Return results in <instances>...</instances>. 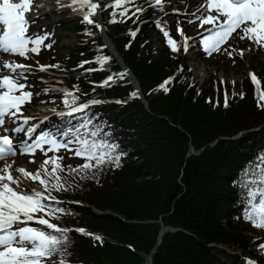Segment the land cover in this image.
Listing matches in <instances>:
<instances>
[{"label": "trees", "instance_id": "1", "mask_svg": "<svg viewBox=\"0 0 264 264\" xmlns=\"http://www.w3.org/2000/svg\"><path fill=\"white\" fill-rule=\"evenodd\" d=\"M111 1L98 0L104 8L105 33L137 80L148 110L136 98L124 104L109 102L126 101L133 92L125 77L116 78L111 87L95 89L88 85L89 80L99 82L97 78H90L93 73L71 75L55 82L58 87L69 90L74 85L79 86L80 102L93 98L106 101L94 106L92 114H99L97 122H107L105 130L111 131L114 141L125 153L119 167L105 166L96 179L69 176L71 188L64 193H54L61 200L81 202L97 211L117 215H96L90 207L64 204L68 214L55 222L73 229L69 233L70 255L66 259L77 264H144L159 229L158 225L148 222L159 218L165 226L178 227L189 235L180 229L177 234H165L152 256V264H222L211 252L226 257L224 250L208 247L211 244L234 247L244 256L261 258V251L256 250L261 242L245 236L246 225L252 224L243 218L239 181L242 170L264 151V108L258 106L264 102L258 100V92L247 76L241 82L228 79L223 84L210 79L197 90L179 51L172 53L168 47L158 52L152 49V32L164 38L163 25L162 29L157 28L156 23L149 21L139 27L135 38L129 35L152 14H166L167 5L164 4L163 10L146 8L136 16H132L133 11L128 12L132 17L128 19L119 16L121 9H115L117 15L112 16L111 9L106 8ZM112 20L115 22H110ZM77 22L75 30L80 42L74 53L68 48L66 57L57 62L71 74L69 69L80 70V60L94 59L93 53L110 57L95 25ZM86 29L95 36H85ZM61 31L66 32L67 28L64 26ZM228 52L206 62L215 69L213 78L221 71L244 70L240 57L235 53L229 57ZM258 56L251 54L253 60ZM108 62L109 68L99 71L98 77L121 72L111 57ZM180 64L183 69L175 73ZM262 65L249 64L251 68L261 66L256 75L264 92ZM169 77L173 80L166 86L169 90L165 93L159 85ZM225 94L228 107L224 106ZM53 100L56 103H52ZM62 100L61 93H49V98L46 95V101L54 108L62 109ZM240 133L238 139L231 140ZM190 146L198 152L197 156L187 157ZM73 159L76 160L68 167L84 163L79 157ZM77 228L98 234L102 241L74 231ZM180 242L184 249L182 254L172 250Z\"/></svg>", "mask_w": 264, "mask_h": 264}, {"label": "snow or ice", "instance_id": "2", "mask_svg": "<svg viewBox=\"0 0 264 264\" xmlns=\"http://www.w3.org/2000/svg\"><path fill=\"white\" fill-rule=\"evenodd\" d=\"M144 3L163 10V0H154V4L152 0H144ZM129 5L135 8L132 16L145 11L142 5L135 4V0H114L107 7L121 9L119 16L131 19L128 16ZM203 7L206 15H202L200 27H210L205 28L207 35L202 34L199 46L206 55H211L213 51L219 52L220 46L233 34L241 41L247 40L264 48V0H206ZM64 8L71 9L73 15L81 16L84 24L95 25L102 30L103 25L95 19L104 10L98 0H57L56 10ZM30 10L31 0H20L18 3L13 0H0V264H69L66 257L70 255L69 233L73 229L60 227L53 222L60 221L62 215L68 214L63 206L65 201L58 199L54 193H64L71 188L67 178L69 176H78L80 180L96 179L105 166L119 167L121 156L125 153L114 141L111 131L105 130L108 127L107 122H97L99 114H92L94 106L102 105L106 101L93 98L80 102L82 97L77 95L80 92L77 85L72 90L66 87H46L35 93L37 96L62 94L64 110H51L61 121L54 129L37 134L39 123L30 124L36 117L24 115V105L29 104L34 95L26 90L31 87L27 73L32 68L16 62L12 57L30 59L28 54H39L42 45L51 47L50 44L44 45L51 33L29 34V27L36 23L35 19H26V13ZM116 15V11H113L112 16ZM42 18L37 12V19ZM156 26L162 29V22L157 20ZM137 31L138 29L130 31L129 35L135 38ZM177 32L182 30L178 27ZM83 34L95 35L89 29ZM163 36L169 50L177 53L179 49L169 32L163 31ZM187 39L185 38V53L188 51ZM125 47H130V44ZM232 55L233 52L229 51L228 56ZM109 59L106 55L97 56L95 61H82L80 67L96 62L101 66L100 70H103ZM50 68L63 71L59 64L41 65L39 71L48 72ZM94 70L89 68L86 71ZM125 75V72L109 75L99 85H95L94 89L111 87L116 78L123 79ZM172 80L169 77L159 88L167 93L169 89L166 85ZM251 80L255 84L256 75L252 74ZM257 92L258 100L264 102V92L259 89ZM130 95L136 98L138 92L133 91ZM114 102L126 103L122 100ZM208 102L211 103V100ZM52 103L56 101L53 100ZM224 106L228 107L227 94ZM258 106L264 108V103ZM47 119L49 117L45 115L40 122ZM37 149L47 158L35 172L17 166L18 157L33 154ZM61 149L84 161L75 168L69 166L67 176L66 169L61 164L64 157L56 155ZM49 152L53 155L48 156ZM240 175L243 218L251 222L253 227L264 230V151ZM74 230L102 241L101 236L84 228ZM258 248L264 253V243H260ZM56 257H59L58 261L54 259ZM248 264L255 262L248 261Z\"/></svg>", "mask_w": 264, "mask_h": 264}, {"label": "rangeland", "instance_id": "3", "mask_svg": "<svg viewBox=\"0 0 264 264\" xmlns=\"http://www.w3.org/2000/svg\"><path fill=\"white\" fill-rule=\"evenodd\" d=\"M175 1V0H174ZM180 1V4L181 6L180 7H176L175 9L179 10L180 12L182 13H185L186 9L188 11H191L193 12V15H195L197 18H200L201 15H206V12H205V9L202 7V1L203 0H179ZM57 4V0H42V2H40L38 4V7H41L44 5V13H47L49 12L50 14H48L44 19L40 20L37 25L39 24H43V25H46V24H49V23H52L54 21V23L58 20H61V19H65V22H66V28H67V31L66 32H58V44L56 45V49H57V54H54L53 53V48L54 47H51L50 50H48L47 52H45V55L46 57L47 56H63L64 54H66L68 51L65 50L66 47H69V49H71V52L74 53V51L76 50V47L78 45V43L80 42V38H79V34H78V30H75V24L78 23L77 21H75L74 19L76 18L75 16H78V15H73L71 11H66V10H63V12L60 14V13H52L54 12L53 10L55 9V5ZM198 12V13H197ZM39 14H43L42 12V9H41V13ZM100 17V15H99ZM33 20V19H31ZM154 20V19H153ZM141 24V23H140ZM36 25V26H37ZM34 26V30L37 31V29L39 27H36ZM180 28H182L183 26L180 24L179 26ZM138 33V32H137ZM195 33H193V31H190L189 32H185L183 34V37H189L191 35H193ZM95 36V35H94ZM94 36H90V37H94ZM101 42V40H100ZM249 44L251 45H254L252 44L251 42L248 41ZM150 44H151V47L152 49L156 50L158 52V50H160L161 48L164 49L162 47V44H161V41H160V38L158 37V35H156V32L153 31L152 32V35L150 37ZM110 51H111V48L109 47ZM247 53H248V50H246ZM53 56V57H54ZM247 56V55H246ZM187 60V68L189 70V72L191 73L192 76H194L195 78V82L198 84V85H202L204 86L208 80L210 79H217V77L219 76V79L221 80H236V82H241L242 79L244 78V76H246L245 74V71L248 72V70L250 69H246V70H240V69H236V70H229V71H221L219 72L218 74L215 75V78L212 77L215 69L212 68V67H206L204 64H202V62L198 61L196 59V56L193 57V55L191 54L190 52V55H188V58H185ZM249 59V58H248ZM246 59V60H248ZM30 61V60H29ZM258 62H261L260 64H263L262 66L264 67V58H259L257 60ZM31 66H32V73H36V66L38 63L34 62V60H31ZM121 61L119 60V65H122L120 64ZM108 64V63H107ZM107 64L104 65L107 67ZM42 65H46V64H42ZM120 67V66H119ZM254 71H258V70H261V66H256L255 68H252ZM198 70H201L205 73V76L200 79L197 77V73L196 71ZM252 70V71H253ZM225 72V73H224ZM48 73H51L50 75V79H52L53 77L56 78H63V76L57 72V70H54V69H49ZM42 77V76H41ZM212 77V78H211ZM43 79V78H42ZM48 79V78H46ZM28 83L31 85L32 87V84H33V79H30L28 81ZM30 87V88H31ZM144 99V98H143ZM145 100V99H144ZM143 100V101H144ZM144 104H146V108L148 109V104L147 102L144 101ZM39 110H43L41 107H36L35 108H30L28 110V113H38ZM190 148H192V151L187 153V155H189L190 153H192L190 156H197L198 155V152L193 149L192 146H190ZM31 161V162H30ZM20 166H24V168H26V170L28 171H32V172H35L39 166H40V162L39 161H34V160H31L29 158H26L24 161H19L18 163ZM181 177V176H180ZM179 177V179H180ZM110 215H113V216H116V214H110ZM149 224H156L158 225V232H157V237L155 238V242H154V247H152V249L150 250L149 254L146 255L144 257V264H149V260H150V257H151V260H150V264H152V256L157 252V244L159 243L160 239L163 238L164 236H161V233H162V230H166V234H177L178 232H180V228L178 227H173V226H165L161 219L159 218L157 221H149L148 222ZM225 221L223 219L222 221V228H226V224H224ZM180 229V230H179ZM185 235H189L188 233H186L185 231L181 230ZM249 235V234H247ZM161 236V237H160ZM173 241L172 239H169V242ZM158 242V243H157ZM168 242V239L165 241V243ZM179 247V249L177 248ZM172 250H174L175 252L177 253H180L182 254L184 249L181 248V242L172 247ZM231 256H237L235 255V253H231V251L228 252V257H226V261H223L224 264H234V261H235V258L234 257H231ZM220 258V257H219ZM243 257H240L239 258V262L236 261L235 264H241V262H243L244 264H248L247 260L244 261L243 259H241Z\"/></svg>", "mask_w": 264, "mask_h": 264}, {"label": "bare ground", "instance_id": "4", "mask_svg": "<svg viewBox=\"0 0 264 264\" xmlns=\"http://www.w3.org/2000/svg\"><path fill=\"white\" fill-rule=\"evenodd\" d=\"M56 8H57V4L55 5V9L53 10L54 12L53 13H62L63 12V10L64 9H67V8H64V9H62V10H59V11H57L56 10ZM70 11H71V9H69ZM34 11H36V12H39L40 11V13H41V8L39 9V8H37V9H34ZM41 17H45V15H40ZM54 29V28H53ZM93 55L95 56V57H97V56H100V54H97V53H93ZM94 65H92V64H85L81 69H89V68H91V69H95L94 71H92V72H88L89 73V75L91 74V73H93V74H95V75H90V78L92 79V78H97L98 80L97 81H99V82H95L94 83V81H91V80H89V82H88V85H90V86H95L94 84H100L102 81H104L106 78H107V76L106 77H98L96 74H99V71H100V69H99V66H98V63H96V62H94L93 63ZM249 72H251V73H249ZM258 72H259V70L258 71H250V70H248V72H246L245 71V74L247 75V76H249V75H252L253 73H256V74H258ZM196 73H197V77L198 78H200V79H202L204 76H205V73L203 72V71H201V70H198V71H196ZM109 76V75H108ZM101 88V87H100ZM47 96H48V98H49V94H47ZM150 118H148V120H149ZM21 167H23V166H21ZM166 234V232H164V235ZM162 238L160 239V241H159V243L157 244V246H160L161 245V243H162Z\"/></svg>", "mask_w": 264, "mask_h": 264}, {"label": "water", "instance_id": "5", "mask_svg": "<svg viewBox=\"0 0 264 264\" xmlns=\"http://www.w3.org/2000/svg\"><path fill=\"white\" fill-rule=\"evenodd\" d=\"M133 84H134L135 87H136V83H135L134 81H133ZM165 231H166V230H164V229L162 230L161 236L163 235V233H164ZM161 236H160V237H161ZM157 243H158V242H157ZM150 260H151V258H150ZM150 260H149V264H150Z\"/></svg>", "mask_w": 264, "mask_h": 264}]
</instances>
